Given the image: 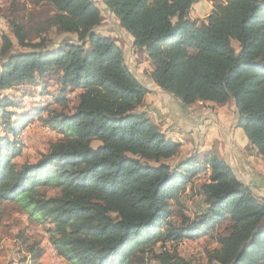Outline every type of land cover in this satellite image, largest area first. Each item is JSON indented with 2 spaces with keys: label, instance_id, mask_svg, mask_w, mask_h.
<instances>
[{
  "label": "trees",
  "instance_id": "obj_1",
  "mask_svg": "<svg viewBox=\"0 0 264 264\" xmlns=\"http://www.w3.org/2000/svg\"><path fill=\"white\" fill-rule=\"evenodd\" d=\"M207 1L212 10L198 21L190 18L198 0H101L147 55L162 92L184 106L233 103L264 165V0ZM3 12L14 40L1 36L0 223L14 203L49 224L68 264H191L179 245L200 238L214 246L203 264H264V199L215 154L167 163L181 144L138 112L148 90L121 48L96 32L93 0H12ZM50 34L61 37L57 46ZM40 82L57 89L59 109L24 111L7 93ZM35 116L60 138L20 164V137ZM183 198L195 200L191 215ZM25 251L29 264L44 255L38 242Z\"/></svg>",
  "mask_w": 264,
  "mask_h": 264
},
{
  "label": "rangeland",
  "instance_id": "obj_2",
  "mask_svg": "<svg viewBox=\"0 0 264 264\" xmlns=\"http://www.w3.org/2000/svg\"><path fill=\"white\" fill-rule=\"evenodd\" d=\"M11 1L12 0H0V45L2 35H7L12 40H14L3 18V13H5L3 10H6V7ZM93 1L96 3L101 13V21L96 28V32L111 38L121 48V50L124 52L123 54L125 62L130 71L135 75L138 81L144 85V87H150L149 84L151 83V79L149 77V73L152 67L147 55L143 50L139 51L133 47V44L130 42L125 31L120 28L117 20L107 11L101 0ZM209 3L210 2L207 0H198V2L190 11V18L193 20L204 21L210 14ZM50 37L52 40L51 46H57L61 37L52 34H50ZM233 46L235 49H237L236 43H233ZM19 51L23 50L19 49ZM45 86L46 89L44 90ZM56 91L57 89L54 88V85H52L51 82L49 84L46 82H40L38 87L28 86L26 88L18 89V91L7 93L15 100L21 101V106L24 108V111H33V109L35 110L44 108V106L48 104L51 106V108L59 109V107L53 103L52 98L57 94ZM77 94L68 95L72 101L71 105H73L76 101L75 95ZM153 98L154 97L150 95L143 105L138 108V112L144 113L149 119L156 121L157 126L160 124L158 126L159 130L163 131L164 135L168 139L172 140V138L168 136H170V134L173 132H177V130L184 133L181 136L182 138H186L187 133L184 130H187V127L184 129V126H175L176 124L173 122L175 124L174 129L171 131L168 130L170 126L168 127L166 115L163 113L154 112L153 108L151 107V99ZM206 108H208L207 110L210 109V112L213 113L211 119L209 118L207 120L208 127L205 129L207 133V141L204 140V136L203 138L196 136V141H193L191 138V143H188L187 146L188 148L183 147L180 149V155L167 163L170 165H175L193 153H196L197 155H203L206 153L215 154L229 165L236 177L241 182L250 187L254 195L260 199H263L262 193H264V173H262V163H255L253 160H250V162H253L251 166L247 167L245 164L240 162L242 159L241 155L235 153V151H237L235 149V127L234 121L230 120L232 114L230 107L225 106V108L222 109L218 106L209 107L207 104H197L193 109L198 112L199 109ZM195 114L196 112L194 115ZM44 115V112L40 114V116ZM224 115L230 116L228 124L221 125L216 123L215 118H217V116L218 118H221L224 117ZM222 131L231 136L233 140L231 138L229 141H227L226 136L221 134ZM58 138H60V135L57 131L42 126L39 118L35 116L30 124H26L25 130L22 132L20 137L23 146L22 154L18 159H16V162L20 164L24 162L35 163L39 160L42 154L47 152L49 145L55 142ZM172 141L179 143L175 140ZM204 145L210 147L211 151L207 152V149L204 148ZM202 149L205 151V153L196 152L201 151ZM202 178V174L199 175L197 177V182L200 183ZM44 190L46 195L53 196L56 194L55 190L53 189L47 188ZM194 201L192 198H183V206L186 209V213L189 215H191L197 208V206L194 205ZM50 227L51 226L49 224L42 225L36 221L29 220L27 215L23 211L19 210L14 203L4 204L0 223V264H29L28 257L26 258V261H24L27 255L25 247L32 244L33 242L40 243V246L44 250V255H49L52 264H60V262H58L60 258L57 257L55 249L51 246L48 240L49 235L47 234L46 230ZM208 248L213 249L214 246L209 244V242L204 241V238L194 240L188 239L179 245L178 252L180 256L189 261L191 264H203L205 263V251ZM45 262L46 261L42 262L41 264H46ZM35 264L39 263L37 262ZM62 264L68 263L64 261Z\"/></svg>",
  "mask_w": 264,
  "mask_h": 264
},
{
  "label": "crops",
  "instance_id": "obj_3",
  "mask_svg": "<svg viewBox=\"0 0 264 264\" xmlns=\"http://www.w3.org/2000/svg\"><path fill=\"white\" fill-rule=\"evenodd\" d=\"M209 5H210L209 11L211 12L212 5H211V3H209ZM126 35L128 36L130 42L133 44V39L127 33H126ZM139 51H142V50H139ZM150 84H149L150 87L145 86V88L148 90V93L146 94L143 103L147 100L148 97H150V95H152L154 97L153 99H151V102H152L151 107L153 108L154 112L163 113L166 115V118L168 121V127L170 126L168 129L169 131L174 129L175 124H176L175 126H179V127L184 126V129L187 127L186 129L188 130V132H187V130H184L187 133L186 138H182L181 136L184 133H182L181 131H178V130H177V132L171 133L170 136H168V137L172 138V140H175V141H178L179 143H181V146H182L181 149L183 147L188 148L187 146H188V143H191V138L193 139V141H196V136L197 137L200 136L202 138L204 136V140L207 141V133L205 131V129L208 127L207 120L209 118L211 119V117L213 116V113L210 112V109L209 110H207L208 108L199 109L197 112L193 109L195 105L184 106L177 99H174L172 96L162 92L152 81ZM229 103L226 105H222V106L210 104V103L207 105H209V107L210 106H218V107H221L222 109H224L225 106L230 107V109L232 111L231 113L233 115L231 114V117L228 115H224V117H221V118H218V116H217V118H215L216 123L221 124V125H227L229 117H230L231 118L230 120L234 121V127H235V133H234L235 134V141H236L235 149L237 150V151H235V153L241 155V157H242L241 161L240 160L239 161L242 162L243 164H245L247 167L251 166L253 161L255 163L261 164L262 161H261L260 157L257 155L256 151L251 147L249 141L244 136L242 130L236 126V118H237L236 110H235L233 103H230V104ZM194 111L196 112L195 115H194V113H195ZM204 121H206V122H204ZM153 122L156 124V121L153 120ZM161 132L164 134L163 131H161ZM221 134L223 136H226L227 141H229L232 138L231 136L226 134L224 131H222ZM183 140H185V141H183ZM232 140H233V138H232ZM204 148L207 149L206 150L207 152L211 151V148L207 147V145ZM196 152H198V153L204 152L205 153V151H203V149L201 151H196ZM250 160H253V161L250 162ZM262 173H264L263 163H262ZM202 180H203V178H202ZM263 191H264V189H263ZM262 198L264 199V193H262ZM44 261H46L45 262L46 264H52L48 254L43 255L42 258L38 261V263L41 264ZM58 262H60V264H62L64 261L62 259H59Z\"/></svg>",
  "mask_w": 264,
  "mask_h": 264
}]
</instances>
